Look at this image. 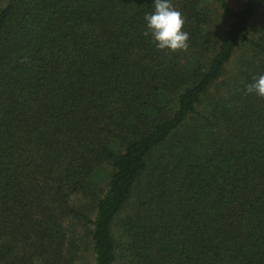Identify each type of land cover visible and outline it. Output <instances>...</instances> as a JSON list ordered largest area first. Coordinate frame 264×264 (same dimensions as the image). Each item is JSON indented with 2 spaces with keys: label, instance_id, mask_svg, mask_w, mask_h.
<instances>
[{
  "label": "trees",
  "instance_id": "trees-1",
  "mask_svg": "<svg viewBox=\"0 0 264 264\" xmlns=\"http://www.w3.org/2000/svg\"><path fill=\"white\" fill-rule=\"evenodd\" d=\"M0 0V264H264V0Z\"/></svg>",
  "mask_w": 264,
  "mask_h": 264
},
{
  "label": "clouds",
  "instance_id": "clouds-1",
  "mask_svg": "<svg viewBox=\"0 0 264 264\" xmlns=\"http://www.w3.org/2000/svg\"><path fill=\"white\" fill-rule=\"evenodd\" d=\"M146 31L151 34L157 49L171 52L187 51L189 33L183 31L185 20L182 13L173 7L170 0H154V11L146 14ZM255 93L264 98V75L253 76L247 85L246 93Z\"/></svg>",
  "mask_w": 264,
  "mask_h": 264
}]
</instances>
